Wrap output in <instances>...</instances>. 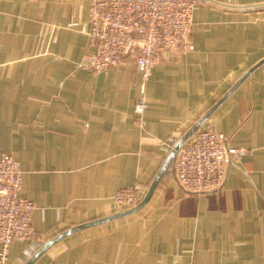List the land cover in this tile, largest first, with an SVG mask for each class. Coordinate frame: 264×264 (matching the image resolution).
<instances>
[{"label": "crops", "instance_id": "0c3cea01", "mask_svg": "<svg viewBox=\"0 0 264 264\" xmlns=\"http://www.w3.org/2000/svg\"><path fill=\"white\" fill-rule=\"evenodd\" d=\"M262 3L199 0L194 48L165 49L143 92L133 57L101 72L79 65L94 51L90 0H0V155L20 161L38 232L13 240L11 263L264 264ZM206 114L199 128L249 150L219 192L182 189L174 157L141 208L41 251L125 211L113 199L120 188L140 181L144 199L172 151L166 141Z\"/></svg>", "mask_w": 264, "mask_h": 264}, {"label": "built area", "instance_id": "2783aa9c", "mask_svg": "<svg viewBox=\"0 0 264 264\" xmlns=\"http://www.w3.org/2000/svg\"><path fill=\"white\" fill-rule=\"evenodd\" d=\"M199 0H90V45L94 51L80 62L93 72L107 71L133 57L142 78V91L154 65L165 49L190 51L192 30ZM148 101L142 94L136 101L137 121L145 126ZM183 134L171 136V148ZM229 135L212 126L196 129L177 149L174 175L189 193L219 192L231 163L248 149L230 144ZM23 170L12 154L0 155V264L9 261L15 239H32L38 232L33 222L35 203L23 194ZM146 186L136 181L120 188L113 199L120 210L141 202Z\"/></svg>", "mask_w": 264, "mask_h": 264}, {"label": "water", "instance_id": "95a60500", "mask_svg": "<svg viewBox=\"0 0 264 264\" xmlns=\"http://www.w3.org/2000/svg\"><path fill=\"white\" fill-rule=\"evenodd\" d=\"M261 6L264 7V3H262ZM209 113H210V111L208 112V114ZM208 114L202 116V118H200V120H198L196 122V124L186 134H184L179 139V141L175 144L174 148H172V151H171L170 155L168 156L167 160L165 161V163L163 164L161 170L159 171V173L157 175V178H156V181L151 186V188H150L149 192L147 193L146 197L139 204H137L133 208L127 209V210L119 212L117 214H114V215H111V216H108V217H105V218H101V219H98V220H94V221H91V222H88V223H85V224H81L80 226H76L74 228L68 229L67 231L61 233L60 235L56 236L55 238L49 240L46 244H44V246L42 247L41 251L43 249L47 248L49 245L53 244L56 240L64 237L65 235L69 234L70 232H72L74 230H77V229H80V228H83L85 226H89V225H92V224L101 223V222H104V221H107V220H110V219H113V218H116V217H119V216H122V215H125V214H128V213H132V212L138 210L139 208H141L145 204V202L149 199L151 193L153 192V190L155 189L159 179L162 177V175L164 174L165 170L169 166L171 160L174 157H176L177 149L182 145V143L186 140V138L189 137L196 129H198L199 126L207 119Z\"/></svg>", "mask_w": 264, "mask_h": 264}]
</instances>
